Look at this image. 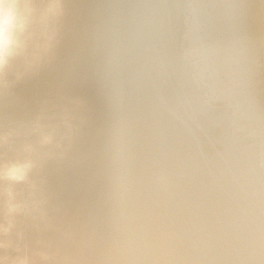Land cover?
Wrapping results in <instances>:
<instances>
[{"label":"bare ground","instance_id":"obj_1","mask_svg":"<svg viewBox=\"0 0 264 264\" xmlns=\"http://www.w3.org/2000/svg\"><path fill=\"white\" fill-rule=\"evenodd\" d=\"M63 5L51 52L0 92L19 133L0 159L30 143L36 164L19 209L0 200V257L264 264V0Z\"/></svg>","mask_w":264,"mask_h":264},{"label":"clouds","instance_id":"obj_2","mask_svg":"<svg viewBox=\"0 0 264 264\" xmlns=\"http://www.w3.org/2000/svg\"><path fill=\"white\" fill-rule=\"evenodd\" d=\"M63 0H0V92L6 93L24 76L37 69L52 50L56 24L63 16ZM37 118L32 132L40 144L53 141L52 132H44ZM19 133L15 127L0 130V145L8 146ZM15 159H0V200L5 214L20 207L16 202L17 185L29 181L36 166L31 158L33 145L24 144ZM7 232V228L4 229ZM0 264H28L26 257H0Z\"/></svg>","mask_w":264,"mask_h":264}]
</instances>
